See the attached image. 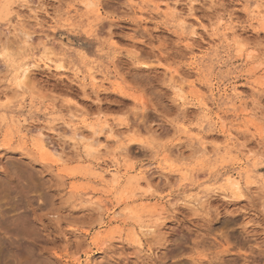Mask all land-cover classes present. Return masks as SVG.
<instances>
[{
  "label": "rangeland",
  "instance_id": "rangeland-1",
  "mask_svg": "<svg viewBox=\"0 0 264 264\" xmlns=\"http://www.w3.org/2000/svg\"><path fill=\"white\" fill-rule=\"evenodd\" d=\"M249 1L0 0V264H264Z\"/></svg>",
  "mask_w": 264,
  "mask_h": 264
},
{
  "label": "bare ground",
  "instance_id": "bare-ground-1",
  "mask_svg": "<svg viewBox=\"0 0 264 264\" xmlns=\"http://www.w3.org/2000/svg\"><path fill=\"white\" fill-rule=\"evenodd\" d=\"M246 1H248V3H250V1L249 0H246ZM14 3V0H8V4H7V8H5V9H8V8H10V6L12 5ZM263 5V4H262ZM166 7H168V5H166ZM255 9L256 10H258V5L257 6H255ZM259 10H260V7H259ZM252 12H254V11H252ZM259 12V11H258ZM261 12H259L258 14H260ZM257 14V13H256ZM176 15V14H175ZM171 16V15H170ZM193 31V30H192ZM194 38V37H193ZM64 44V43H63ZM47 50H49V49H47ZM48 51H46V50H43L42 51V55L41 56H43L42 58L44 59V63H43V65L44 66H46L47 68L48 67H50L49 65H50V63H53V60H51L50 58H49V56H48ZM5 54V53H4ZM50 54V53H49ZM55 62V61H54ZM12 65V64H11ZM17 66V65H16ZM32 66H34V63H32V62H23V63H20L18 66H17V74H19V76H20V80L19 81H17V80H15V81H17V84H16V88H23L24 87V84H25V81H27V78H28V74L30 73L29 72V70H30V68L32 67ZM58 69H61V70H64L65 68L63 67V66H59V68ZM15 71V72H16ZM17 76V75H16ZM92 80H93V78H92ZM16 83V82H15ZM17 91H19L18 89L15 91L14 90V92H12V94H11V97H16L17 95H20V94H24V92H25V89H22V90H20L21 92H17ZM73 118H75L74 116H71V120L70 121H72V120H74ZM76 120V119H75ZM99 124V123H98ZM101 125V124H100ZM99 128V129H98ZM90 130H91V134H89V136L90 135H94L96 132H97V130L99 131V132H103V133H106L107 135H108V137H114L113 136V133H112V128L111 127H109L108 126V124L107 123H104L103 125H101V126H99V125H90ZM83 131V130H82ZM107 131V132H106ZM87 134V133H86ZM86 134H84V136H83V138L84 137H86L87 138V135ZM76 135V134H75ZM80 140H82V139H80ZM99 142V141H98ZM98 142H97V140L96 141H92L91 143H86L85 145H84V147L83 148H85V150H86V154L87 155H91L92 153H95V151H97V149H98ZM100 145V144H99ZM38 150L41 152V153H43L44 155H48L49 154V150L46 148V146L44 145V144H42V143H40L39 145H38ZM85 154V155H86ZM92 156V155H91ZM246 176V175H245ZM101 177V181L103 180V177L102 176H100ZM105 177V176H104ZM117 179H118V177H117V175H116V173H113V178H112V184H116L117 183ZM227 180H228V183H229V185H230V187L231 188H233L234 190H236V191H241V189H242V186H241V177H234V176H229L228 178H227ZM126 199V198H125ZM143 227L144 226H142V228L141 229H143ZM143 232H144V230H143ZM146 232V231H145ZM133 235H134V238H136V241L140 244L141 243V238L138 236V234L137 233H134L133 232ZM137 243V244H138ZM142 244V243H141ZM140 244V245H141Z\"/></svg>",
  "mask_w": 264,
  "mask_h": 264
}]
</instances>
